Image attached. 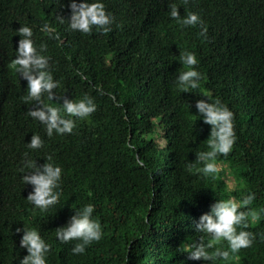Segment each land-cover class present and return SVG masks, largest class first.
Here are the masks:
<instances>
[{"label": "trees", "instance_id": "16d2710c", "mask_svg": "<svg viewBox=\"0 0 264 264\" xmlns=\"http://www.w3.org/2000/svg\"><path fill=\"white\" fill-rule=\"evenodd\" d=\"M69 2L0 0V264L27 255L16 231L23 225L52 245L47 264H264V0H102L114 17L107 33L70 29ZM172 6L181 18L198 13L203 24L182 25ZM21 25L32 28L38 51L46 45L41 54L59 82L57 99L44 93V102L88 96L97 106L86 118L72 117L71 133L49 137L28 114L36 103L23 100L28 82L9 68ZM186 51L196 54L202 77L183 91L175 78ZM217 98L234 114L237 140L217 155L219 171L205 175L196 154L210 150L211 125L196 116V102ZM33 134L43 140L39 149L27 147ZM48 156L62 168L61 196L41 211L26 199L34 186L21 177L30 171L26 160L42 165ZM249 192L255 199L241 210L258 219L249 216L237 231L253 233V243L238 259H189V246L210 239L194 229L200 215ZM88 203L103 235L73 253L76 241H59L56 228ZM216 248L229 250L226 241L208 250Z\"/></svg>", "mask_w": 264, "mask_h": 264}, {"label": "clouds", "instance_id": "9594fccd", "mask_svg": "<svg viewBox=\"0 0 264 264\" xmlns=\"http://www.w3.org/2000/svg\"><path fill=\"white\" fill-rule=\"evenodd\" d=\"M68 7L70 16L67 20L70 29L82 33H90L94 26L105 33L112 30L114 17L105 10L102 0H70ZM170 16L184 26L203 24L202 18L196 12H189L181 18L176 6L171 7ZM43 29L48 30L49 35L52 34L53 30L50 25L45 24ZM205 32L206 29L201 35ZM17 33L21 39L16 49L17 54L11 60L9 68L13 73L22 75L28 82L27 93L23 100L36 102L28 111L29 116L44 126L49 137L54 132L56 134L71 133L75 127V120L72 117H88L96 110L94 100L88 96L78 100L63 96L59 98V101H63L62 103H45L42 99L44 93L47 94L49 101L54 100V97L57 99L53 89L59 83L48 70L49 58L41 54L46 45L42 44L38 51L32 39L33 30L28 25H21ZM180 62L185 66V70L176 75V87L183 91L198 88L202 74L194 67L198 63L196 54L186 51L180 55ZM196 108L198 113L196 116L202 117L205 123L211 125L207 139L210 150L199 152L196 154V159L203 162L202 172L205 175L213 174L219 171L215 163L217 155H227L232 151L237 140L234 130V114L218 98L214 102L199 99L196 102ZM26 144L29 149H39L43 146V140L40 135L33 134L30 142ZM129 147L134 148L135 146L130 143ZM137 163L144 165L143 159L139 156H137ZM24 166L30 171L21 177L22 181L24 185L30 183L34 186L26 199L41 211H46L50 206L58 203L61 196L62 168L52 162V157L48 156L42 165H38L33 160H26ZM254 199L255 193L249 192L240 201L225 199L211 204L210 211L200 215L194 225L196 232L208 234L210 239L206 244L199 241L189 246L188 258L204 261L217 258L225 261L238 259L235 254L253 243L254 234L245 230L237 231V226L243 225L246 228L249 216L252 222L258 219L257 212H246L241 210V206L250 205ZM94 210L95 205L92 203L84 205L79 210L75 209V214L69 218L68 222L56 228L55 236L59 241H76L72 248L73 253H84L86 246L93 241L100 240L103 235L101 223L93 218ZM16 231L23 232L19 244L21 248L27 250V255L19 260V264H47L46 256L52 245L42 237L40 231L35 227L25 225L22 229L17 228ZM221 241L227 242L230 251L221 248H216L211 252L208 250Z\"/></svg>", "mask_w": 264, "mask_h": 264}]
</instances>
